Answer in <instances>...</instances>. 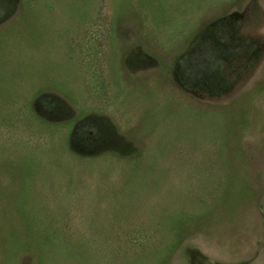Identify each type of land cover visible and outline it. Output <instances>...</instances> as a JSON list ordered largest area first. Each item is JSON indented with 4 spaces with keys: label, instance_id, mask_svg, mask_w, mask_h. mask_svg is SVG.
<instances>
[{
    "label": "rangeland",
    "instance_id": "obj_1",
    "mask_svg": "<svg viewBox=\"0 0 264 264\" xmlns=\"http://www.w3.org/2000/svg\"><path fill=\"white\" fill-rule=\"evenodd\" d=\"M0 264H264V0H0Z\"/></svg>",
    "mask_w": 264,
    "mask_h": 264
}]
</instances>
